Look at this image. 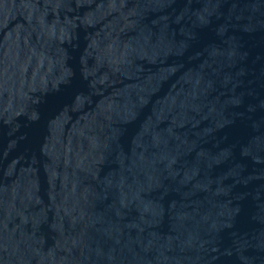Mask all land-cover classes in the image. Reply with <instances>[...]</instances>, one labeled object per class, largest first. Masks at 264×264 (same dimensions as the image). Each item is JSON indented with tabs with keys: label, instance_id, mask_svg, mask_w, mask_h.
<instances>
[{
	"label": "water",
	"instance_id": "95a60500",
	"mask_svg": "<svg viewBox=\"0 0 264 264\" xmlns=\"http://www.w3.org/2000/svg\"><path fill=\"white\" fill-rule=\"evenodd\" d=\"M0 264H264V0H0Z\"/></svg>",
	"mask_w": 264,
	"mask_h": 264
}]
</instances>
